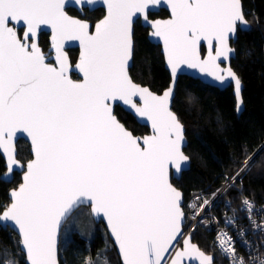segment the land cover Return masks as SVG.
Here are the masks:
<instances>
[{
  "label": "snow or ice",
  "instance_id": "1",
  "mask_svg": "<svg viewBox=\"0 0 264 264\" xmlns=\"http://www.w3.org/2000/svg\"><path fill=\"white\" fill-rule=\"evenodd\" d=\"M162 2L170 18L150 19V10ZM95 3L74 0L81 10ZM102 3L106 14L93 32L88 22L68 15L67 0H0V157L6 165L4 180L10 182L16 168L23 173L9 203L0 206V229L11 226L18 232L27 264H57V232L72 211L86 205L106 222L122 264H215L183 229L189 213L197 224L204 223L220 207L223 193L232 198L222 205V221L212 217L224 225L214 246L230 264H246L243 257L236 260L239 243L256 264L248 230L239 221L248 219L259 230L252 220L259 213L242 186L235 191L255 157H246L234 176H224L223 188L198 193L185 205L183 193L169 178L170 168L181 173L190 163L182 151L183 125L169 108L174 84L157 96L128 75L134 17H142L152 29L150 35L163 42L173 76L186 65L221 82L230 77L239 110L241 82L220 61L229 59L234 51L230 39L238 25L246 24L240 0ZM43 29L51 33L54 63L39 43ZM68 41H79L75 69L80 80L71 76ZM117 103L146 120L151 134L141 138L126 129L114 114ZM18 133L31 142L32 158L26 164L17 159ZM240 197V206L234 208Z\"/></svg>",
  "mask_w": 264,
  "mask_h": 264
},
{
  "label": "trees",
  "instance_id": "2",
  "mask_svg": "<svg viewBox=\"0 0 264 264\" xmlns=\"http://www.w3.org/2000/svg\"><path fill=\"white\" fill-rule=\"evenodd\" d=\"M241 1L249 29L238 30L233 45L236 57L231 63L242 83L244 109L240 116L236 115L231 88L221 91L188 77H180L175 87L172 110L184 125L187 139L184 153L190 158L191 164L189 170L172 183L183 193L184 201L194 193L216 190L224 182V176H233L243 166L246 157H255V165L258 166L254 165L250 171L242 174V181L236 185L235 191L239 192L242 186L244 194L254 200L261 202L264 198V151L260 150L264 145V0ZM101 14V10L95 11L91 18L97 19ZM160 15L164 16L165 12L161 11ZM146 36L147 30L136 24L129 74L134 82L161 93L168 87L170 77L164 68L159 47L150 44ZM40 45L43 50L47 49V34H41ZM69 57L74 63L77 52H70ZM114 114L134 135L147 133L146 127L139 126L130 114L118 106ZM17 145V158L23 163L29 156V147L24 141H19ZM4 172V162L0 157V176ZM19 183L20 175L16 173L9 183L0 180V206L8 203V192ZM221 197L218 201L220 207L217 208L220 213L224 211V201L232 196L222 194ZM101 224L94 225V235L89 244L87 239L73 233L69 245L59 254V263L65 264L62 261L64 258L68 264H85L80 259L88 245L90 251L95 253L105 244L104 238L112 244ZM191 235L194 244L215 258V264H226L219 249L214 246L215 232L199 226ZM250 239L256 242L252 237ZM18 244V237L13 232L0 229V261L4 260L2 257L10 256L19 264H24ZM106 255L110 264H120L114 247Z\"/></svg>",
  "mask_w": 264,
  "mask_h": 264
},
{
  "label": "water",
  "instance_id": "3",
  "mask_svg": "<svg viewBox=\"0 0 264 264\" xmlns=\"http://www.w3.org/2000/svg\"><path fill=\"white\" fill-rule=\"evenodd\" d=\"M240 4H241V9H242V13H243V16H244V11H243V6H242V1L240 0ZM69 9H75L76 11L78 12H81L82 13V10L80 8L79 5H75L74 4V0H67V5H66V11H68ZM87 9L88 11H95L97 9H101L103 10V15L102 17L99 19H103L104 15L106 14V10H105V7L103 6V3H102V0H96V3L93 4V5H87L85 4L84 5V8L83 10ZM160 10H164L167 12V16L165 18H157V19H153V18H150L152 20H166V19H169L170 18V11L167 7V4L166 3H163L160 5V6H156V7H153L151 10H150V14H154V13H157L159 12ZM68 13V12H67ZM68 15H70L68 13ZM72 16V15H70ZM73 18H77L75 16H72ZM245 18V16H244ZM79 19V18H77ZM98 20V21H99ZM96 21L95 23L91 24L90 22L89 25H90V29L91 31H95V24L98 22ZM139 22L140 26L143 27V28H146L147 29V40L150 44L154 45V46H157L159 47L160 49V53L163 57V63H164V68L165 70L167 71L169 77H170V82H169V85L167 88H165L163 91H161V93H156L154 91H152L148 86H143V85H140L136 82H134L129 74V70L131 69V66H132V61H133V53H134V40H133V37H134V26L136 25V22ZM245 21H246V24L244 25H238V30H248L249 29V23L247 22L246 18H245ZM87 22V21H86ZM238 30L237 32L233 35V37L230 39V47L233 48V52L230 54L229 56V59L228 60H221L220 61V65H221V68H231V70L234 72V70L232 69L231 67V63H232V60L236 57L235 56V48L233 47L234 43L236 42L237 40V34H238ZM152 31L150 25L146 24L143 20V18H135L134 17V23H133V27H132V55H131V58L128 62V75L130 77V79L133 81V83L139 85L140 87H143V88H147L151 93H153L154 95H157V96H160V95H163L164 91H166L167 89H169L170 86H172L174 84V93H175V87H176V84H177V81L180 77H188V78H191L193 80H198L200 81L202 84L204 85H207V86H210V87H213V88H216L218 90H225L227 88H231L232 90V95L235 99V103H236V115L237 117L240 116V114L242 113L243 109H244V106H243V102H242V83H240V96H239V104H240V108L239 110H237V104H238V98H237V95H236V88H235V81H233L230 77H225L224 81H218L216 80L214 77L212 76H209L205 73H201L198 69H193V68H188L186 65H181L177 71H176V74L175 76H173V73H172V69L171 67L169 66L168 62H167V58L165 56V53H164V46H163V42L161 40H159V38L157 37H154V36H151L150 35V32ZM47 34L48 35V48L47 50L44 52L45 55L49 58V60H51L53 63L55 62V52L54 50L51 49L50 47V40H51V33H50V30L49 29H43L41 31L40 34ZM39 39H40V36H39ZM42 48V47H41ZM43 50V49H42ZM70 50H77L78 51V54H77V58H76V61L74 63H72V68H73V71L71 72V76L74 80H80L82 79V75L78 72V70L75 69V63L78 62L79 60V55H80V45H79V41H68L66 44H65V51L66 53L68 54V51ZM206 50H207V46L205 44V47H204V52L206 54ZM69 56V54H68ZM70 58V57H69ZM71 60V59H70ZM235 73V72H234ZM236 74V73H235ZM237 76V74H236ZM238 77V76H237ZM137 101H139V97H136L135 98ZM173 99H174V96L173 98H171L170 100V103H169V108L170 110L175 114V112L172 110V103H173ZM119 108H121L125 113L127 114H130L136 121V123L141 126V127H146L147 128V133H144L143 135H134V136H137V137H143L145 135H150L151 134V127H150V124L144 120L143 118L137 116L135 114V111L130 109L128 106H125L123 104H120V103H117V105ZM115 106V107H116ZM176 115V114H175ZM177 116V115H176ZM117 117V116H116ZM178 118V117H177ZM118 119V117H117ZM119 120V119H118ZM179 120V119H178ZM120 121V120H119ZM121 122V121H120ZM122 123V122H121ZM181 123V122H180ZM123 124V123H122ZM182 124V123H181ZM124 125V124H123ZM183 125V124H182ZM125 126V125H124ZM126 128V126H125ZM183 128H184V125H183ZM127 129V128H126ZM129 130V129H128ZM130 131V130H129ZM131 132V131H130ZM19 141H24L25 143L28 144V147H29V153H30V156L32 158V155H31V142L30 140L26 137V135L22 134V133H18L17 134V139L15 141L16 143V155H17V144ZM187 147V139L185 137V128H184V142L182 144V151L184 153V149ZM185 154V153H184ZM186 155V154H185ZM187 156V155H186ZM2 158V157H1ZM30 158V159H31ZM3 159V158H2ZM18 159V158H17ZM19 160V159H18ZM3 162H4V166H5V172L0 176V180L3 181V182H6V183H9L7 182L6 180H4V177L6 176V165H5V160L3 159ZM27 162V161H26ZM25 162V164H26ZM22 163V162H21ZM190 164H191V161L190 163H187L183 166L184 170L181 172V173H176L175 169L174 168H170V173H169V178H170V182L172 183V180H179L182 173L186 172L189 170L190 168ZM19 174L20 175V182H21V178H22V171L19 169V168H16L14 170V172L12 173L11 177H10V181H12L13 179V176L14 174ZM173 184V183H172ZM174 186V185H173ZM175 187V186H174ZM15 189V188H13ZM11 189V190H13ZM11 190L8 192V199L10 201V192ZM179 190V189H178ZM80 207H88L86 205H81ZM80 207L76 208L74 211H72V213L68 216L67 220L70 218V216L77 210L79 209ZM89 208V207H88ZM89 211H90V208H89ZM91 214V212H90ZM91 217L92 219L94 220L95 223L97 224H100L102 223L105 230H106V233L108 235V237L110 238L113 246H114V249H115V252L119 258V262L120 264H122V257L119 253V249H118V246L115 244V241L114 239L111 237V234L110 232L108 231L107 229V225H106V222H104L102 220V218H96L94 217L92 214H91ZM64 221L62 222L58 232H57V264H60L59 263V244H60V234H61V230H62V227L64 226V224L67 222ZM5 230L8 229L10 230L11 232H13L17 237H18V240H19V244H18V248H19V251L23 254L24 256V264H27V259H26V255L24 253V250L22 249L21 245H20V237L18 235V232L12 228L11 226H8L6 228H4ZM184 230V229H183ZM185 233V232H184ZM189 234L185 235V236H188ZM191 241H192V236H191ZM193 243V242H192ZM194 244V243H193ZM196 245V244H195ZM183 246V238H181V243H180V247ZM201 250V249H200ZM202 251V250H201ZM208 255V254H207ZM210 257H212L211 255H208ZM166 257H167V254H166ZM192 264H199L198 260H194L192 262Z\"/></svg>",
  "mask_w": 264,
  "mask_h": 264
},
{
  "label": "built area",
  "instance_id": "4",
  "mask_svg": "<svg viewBox=\"0 0 264 264\" xmlns=\"http://www.w3.org/2000/svg\"><path fill=\"white\" fill-rule=\"evenodd\" d=\"M235 174H236V172H235ZM235 174H233V176ZM224 184H225V181L218 188H223ZM216 190H214L213 192H216ZM198 193H201V192H198ZM198 193H194L189 198V200L186 202V205H187L188 202L193 201L194 198H195V195L198 194ZM209 193H212V192H209ZM222 194L223 193H221L220 195H222ZM211 198H212L211 195H209V199H211ZM247 198H249L250 200H252L254 202L255 209L259 213L258 215H253L252 220L255 221L256 224L260 225V229L259 230H255V225L250 223L248 219H243V220L239 221V225L243 226L244 228H246L248 230L247 239L249 241H251L250 237H252L253 239L256 240L257 243L256 242L253 243L251 241L253 243L252 253H253L254 257H258V259L256 260V264H259V260H264V242H263V240H264V198H263V200L261 202H258V201L254 200L253 198H251L249 196H247ZM241 200H238L236 204H233V207L234 208H238L240 206ZM225 201H227V200H225ZM6 205H7V203L6 204L3 203L2 206H6ZM208 214L210 215V219L207 220V217H206L205 218V222L202 223V225L206 228L207 231L215 232V236L214 237H215V240H216L218 232L221 231V230H224V225L222 224V222H220L223 219L224 211H222V213H220V209H215V210L209 212ZM227 214L228 215H232V213L230 211ZM201 215L203 216L204 214L201 213ZM242 215L247 216V213H243ZM214 216H218L220 218V221L212 219V217H214ZM187 219H188L187 223L190 224V226H188L190 231H189V229H188V231H186L187 230V224H186L185 225V228H186L185 233L186 234L190 233L191 232V227L195 226V224L197 223L196 218H193L190 213L188 214V218ZM218 223L220 224L219 228L217 227ZM254 230L256 231L257 234H254ZM232 235H235V233L232 232ZM258 241H260L259 244H258ZM258 248H259V251H258ZM221 256H222V254H221ZM241 257H243L245 259L246 264H252V258L249 257L248 253L244 250V248L240 247L239 243H237L236 260L239 261V259ZM222 258L225 260L226 264H230L229 260L225 259L223 256H222ZM0 264H4V263L1 262Z\"/></svg>",
  "mask_w": 264,
  "mask_h": 264
},
{
  "label": "rangeland",
  "instance_id": "5",
  "mask_svg": "<svg viewBox=\"0 0 264 264\" xmlns=\"http://www.w3.org/2000/svg\"><path fill=\"white\" fill-rule=\"evenodd\" d=\"M30 158L31 156L29 155L27 158H25L27 160L24 161H28ZM94 225H97V223H95L94 220L92 219L89 208L80 207L79 209H77L62 227L60 234L59 254H62V251L66 249V247L69 245L73 233H77L84 239H87V244H89L90 238L94 235V231H95ZM188 226H190L189 223H187V230L186 228H184V230L188 231L189 229ZM98 227L101 226L98 225ZM196 227L197 225L191 227V232H193ZM104 241L105 244L103 245V247L98 251H96L95 253H92L90 251V247L88 245L86 252L82 254L80 262L81 263L85 262V264H110L108 259L106 258L107 257L106 252L111 248H113L114 246L111 243L109 244L108 242H106L105 238ZM2 258H4V260L0 261V263L1 262L4 263V261H8L9 264H15L16 262V259L10 256H5ZM62 261L63 263L68 264V262L64 258L62 259Z\"/></svg>",
  "mask_w": 264,
  "mask_h": 264
},
{
  "label": "flooded vegetation",
  "instance_id": "6",
  "mask_svg": "<svg viewBox=\"0 0 264 264\" xmlns=\"http://www.w3.org/2000/svg\"><path fill=\"white\" fill-rule=\"evenodd\" d=\"M98 10H101V9H97V10H95V11H98ZM95 11H88L87 9H85V10H82V13L81 12H78V11H76L75 9H69L67 12L70 14V15H72V16H75V17H77V18H79V19H82V20H85V21H87V22H90L91 24H93V23H95L96 21H98L101 17H102V15H103V10H101L102 11V14H101V16L99 17V18H97V19H92L91 18V15L92 14H94V12ZM161 11H164V10H160L159 12H157V13H154V14H150V16H149V18H153V19H157V18H165L166 16H167V12L166 11H164L165 12V15L164 16H162L161 17ZM71 12V13H70ZM88 14V15H87ZM136 24H138V25H140L139 24V22L137 21L136 22ZM144 30H147L146 28H143ZM40 39H41V34H40ZM40 39H39V43H40ZM49 46V45H48ZM48 46H47V48H48ZM43 49V48H42ZM47 49H45V50H43L44 52L46 51ZM73 51H75V52H77V54H78V51L77 50H70V51H68V54L70 55V52H73ZM205 253V252H204ZM209 255V254H208ZM212 256V255H211ZM213 257V256H212Z\"/></svg>",
  "mask_w": 264,
  "mask_h": 264
},
{
  "label": "bare ground",
  "instance_id": "7",
  "mask_svg": "<svg viewBox=\"0 0 264 264\" xmlns=\"http://www.w3.org/2000/svg\"><path fill=\"white\" fill-rule=\"evenodd\" d=\"M244 195L247 196L246 194H244ZM241 199H242V197L239 198V200H241ZM202 214H203V213H202ZM209 219H210V215L208 214V215H207V220H209ZM196 221H197V218H196ZM195 225H197V227L200 226L201 228H203V229L206 230V228L202 225V223H201V224H197V223H196ZM184 232H185V231H184ZM185 235H187V234L185 233Z\"/></svg>",
  "mask_w": 264,
  "mask_h": 264
},
{
  "label": "clouds",
  "instance_id": "8",
  "mask_svg": "<svg viewBox=\"0 0 264 264\" xmlns=\"http://www.w3.org/2000/svg\"><path fill=\"white\" fill-rule=\"evenodd\" d=\"M122 111H123V110H122ZM134 120H135V119H134ZM29 155H30V153H29ZM25 162H26V161H24L23 163H25ZM172 181H173V180H172ZM192 195H193V194H192ZM192 195H191V196H192ZM191 196H190V197H191ZM190 197H189V198H190ZM189 198H188L187 200L184 201V196H183V203H184L185 205H186V202L189 200ZM8 203H9V199H8ZM8 203H7V204H8ZM87 208H88V207H87ZM187 222H188V219L186 220L185 225L187 224ZM185 225H184V228H185ZM184 231H185V230H184ZM187 234H190V235H191L192 232L187 233ZM191 236H192V235H191ZM199 249H200V248H199Z\"/></svg>",
  "mask_w": 264,
  "mask_h": 264
}]
</instances>
